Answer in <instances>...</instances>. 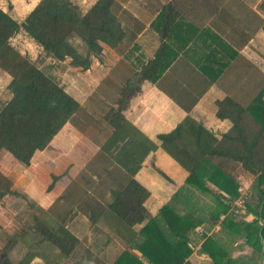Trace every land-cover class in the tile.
<instances>
[{"label": "trees", "instance_id": "obj_1", "mask_svg": "<svg viewBox=\"0 0 264 264\" xmlns=\"http://www.w3.org/2000/svg\"><path fill=\"white\" fill-rule=\"evenodd\" d=\"M113 4L114 0H97L83 12L71 0H39L21 20L15 17L10 3L5 10L0 7V70L11 78L7 86L10 98L0 104V165L5 164L6 155L29 167L36 152L49 149L66 123L78 125L75 119L82 112L78 101L16 50L11 40L22 33L52 60L85 72L92 57H101L103 45L115 48L125 39ZM263 18L261 0L255 10V32L264 30ZM72 39L78 40L83 49H77ZM156 63L157 58L142 68L144 79L156 81ZM255 86L249 105L241 107L230 98L218 102L217 117L233 124L221 139L189 116L171 132L157 137L161 150L188 177L154 216L145 206L149 192L134 177L158 146L113 106L104 116L110 130L98 142L99 152L92 162L100 168L94 171L100 180L98 186L92 181L90 189L87 182L88 188L77 200L69 186L61 196L71 202L63 215L54 216L37 207L26 193L12 189V181L0 170V205L12 195L24 200L34 213L32 229L8 236L0 227L6 239L0 263L31 264L38 259L43 264H66L70 260L93 264V250L81 252V240L71 223L77 214H84L89 228L108 232L95 249L94 255L100 259L96 264H188L192 254L189 232L201 226L211 230L216 225L221 226L220 231L203 234L200 248L210 259L209 264H258L264 240V82L261 87ZM246 114L252 117L255 128L244 121ZM79 130L83 131L81 127ZM222 163L240 166L251 177L245 195L238 191L242 188L240 181L223 170ZM155 170L165 177L158 168ZM207 183L217 190H210ZM239 198L252 215L250 222L233 211ZM221 239L227 241V247L243 239L252 253L233 259ZM108 247L113 255L109 263L102 255Z\"/></svg>", "mask_w": 264, "mask_h": 264}, {"label": "crops", "instance_id": "obj_2", "mask_svg": "<svg viewBox=\"0 0 264 264\" xmlns=\"http://www.w3.org/2000/svg\"><path fill=\"white\" fill-rule=\"evenodd\" d=\"M96 2L81 0L76 5L85 7L87 11ZM113 5L114 14L124 28L125 39L115 48L103 45L101 57L91 58L90 69L77 73L73 86L75 91L73 88H70L72 91L64 89L78 101L82 112L86 102L92 107L96 103L105 107L106 112H102L101 108L94 110L101 113L102 126L106 127L103 118L113 106L156 143L158 148L146 158L134 177L149 192L145 206L154 216L184 186L188 177V173L161 150L157 137L171 132L187 116L202 124L218 139L231 131V121L217 117V104L230 98L243 107L254 100L255 85L261 87L264 82V44L260 42L261 39L264 42L263 33L260 34L263 29L255 32V0H114ZM31 9L21 15L14 8L13 11L15 17L21 20ZM260 35L261 38H258ZM155 58L156 81L151 82L142 77L141 71ZM245 120L251 128H255L250 115H244ZM80 137H83V132L78 125L75 127L66 123L49 149L36 152L30 166L20 173L21 176L15 177L13 186H19L31 199L39 202L38 196L24 188L34 184L41 170L46 176L48 169L50 178L52 175L54 179L49 188L58 185L64 191L72 176L55 172L51 154L55 157L60 151L71 152L78 147L80 142L76 140ZM99 141L86 140L87 146H84L85 143L77 148V153L83 157L84 153H89L85 155H91L89 159L93 162L99 152ZM80 155L75 158L77 168L84 162ZM221 167L232 173L246 192L249 190L252 179L240 166L222 163ZM13 171L14 168L7 175L10 180ZM30 171H35L36 175L31 177ZM26 173L28 183L26 179L21 184L18 181ZM92 179L94 185L98 186L100 180L96 176H92ZM206 186L210 190H217L210 183ZM105 190L108 196L109 188ZM47 197L45 203H50L53 195ZM6 199L9 198H5L7 202ZM0 209H3L2 205ZM233 211L246 222L252 220V215L241 206L234 204ZM220 228V225H216L209 230L201 226L189 232L192 254L187 259L188 264L210 263V259L200 252L203 234L217 233ZM2 229L8 233L5 226ZM221 240L224 245L227 243ZM227 249L233 259L252 253V249L244 245L243 239L229 244ZM262 249L263 257L258 264H264V240ZM31 264H41V261L35 259Z\"/></svg>", "mask_w": 264, "mask_h": 264}, {"label": "rangeland", "instance_id": "obj_3", "mask_svg": "<svg viewBox=\"0 0 264 264\" xmlns=\"http://www.w3.org/2000/svg\"><path fill=\"white\" fill-rule=\"evenodd\" d=\"M39 0H0V7L4 10L6 9L7 3H10L14 9L18 11V13L21 15L31 9ZM261 0H255V6L260 3ZM73 3H80L81 0H72ZM85 6V5H82ZM82 8V9H81ZM81 11H85V7H81ZM260 33V32H258ZM263 33V34H262ZM22 34V33H21ZM262 36H264V30L261 32ZM261 38V35L260 37ZM72 42L77 47V49L82 50L83 47L80 44L78 40L72 39ZM261 44H264L262 39L260 40ZM12 46L18 50L23 56H25L32 64H34L38 69H40L43 73H45L47 76H50L54 79L56 83H58L60 86L62 85L63 88H73V92L75 91V82L77 73L79 71L74 70L72 68H69L67 66V63L65 62H57L52 60L46 53L43 52L42 48L38 47L31 39L26 37L25 35H18L15 36L11 40ZM11 78L8 74L0 70V104H3L10 98V93L7 89V86L10 82ZM72 91V89H70ZM89 93V91H87ZM87 96V95H84ZM90 96V95H89ZM89 100H92L91 97H89ZM83 112L79 113L76 117V122L78 123V127L82 128L83 137L77 139L79 145L77 148L81 147L83 144L86 143V140H103L106 137V134L108 133V128L101 125V113H96L97 110L101 108L102 112H106L105 107H102L96 103L95 106H91L88 103H84ZM96 112H94V110ZM104 109V110H103ZM104 119V118H103ZM100 124V125H99ZM99 125V126H98ZM106 126V125H105ZM71 132H68L70 134ZM99 133V134H98ZM87 146V143L86 145ZM74 148V147H73ZM77 148H74L71 152L67 153H60L54 155L51 154V157L53 159V168L55 169V172L60 171L59 175L64 173L66 177L72 176V179L70 180V183H68L64 189L67 190L69 186H71L70 193L73 195H76L75 199H81L82 193L85 191V189L88 188L87 182L90 185L91 189V183L93 181L92 176H94V171L98 172L97 169L100 170L99 165L93 164L92 159H89L91 155H85L89 153H84L81 156L77 153ZM84 160L80 164V167L75 166L76 162V156H79ZM89 159V160H88ZM94 159V158H93ZM3 160L5 164L0 165V170H2L6 175H9L10 171L14 168L13 173L10 175L12 183L15 182V177L21 176L22 172L25 171L26 167L19 165V163H15L14 161L10 160L6 157V155L3 156ZM7 161V163L5 162ZM94 161V160H93ZM95 162V161H94ZM70 163L72 164L69 168L68 165ZM79 163V162H78ZM6 167V168H5ZM16 167V170H15ZM52 170V168H51ZM37 171V169L35 170ZM35 171H30L31 177L36 175ZM43 170L40 171L36 176H38L37 180L34 182L32 186H29L27 188H24L26 191H29L35 196H38L37 199H39V202L34 200L35 205L39 208H42L44 210H49L50 213H52L54 216L63 215L64 211L69 207V204L71 203L69 200H62L61 196L65 193V190L63 191L58 185L53 186L52 188H49L50 185L53 182V176L51 175V178L48 174V169L46 170V176L42 174ZM54 172L52 171V174ZM63 174V176H64ZM30 176V175H29ZM27 179L28 183V173L26 175H23L22 179L19 180L21 184L24 180ZM19 186H13L12 189H18L21 192H23L22 188ZM92 192V191H91ZM46 194V196H43V194ZM53 199L50 203H45L44 199H47V196H52ZM29 197V196H28ZM47 197V198H46ZM9 199H6L7 202L2 205L3 209H0V227L5 226L7 229L8 236L16 235L17 232L21 230H29L32 229L34 226V213L33 210H31L30 205L28 206L24 200L16 199L15 196L9 195ZM36 214V213H35ZM38 215H40L39 212H37ZM72 223L73 230L76 232V234L79 236L81 240V248L82 251L84 249H90L93 250L92 255V263L96 264L95 262H99V258H97V255H94L95 249L97 246L102 245V239H105L106 235H108L107 230L104 228H97L93 230V227L89 228V221L86 216H83L82 214H77L76 217H74ZM0 231V250L4 247L6 244V239L2 238ZM5 241V242H4ZM245 245V244H244ZM106 252L102 253L104 256V259L110 262V259L113 258V255L111 253V249L106 248ZM82 255V254H81ZM231 256V255H230ZM102 258V257H101ZM7 260V259H4ZM76 260H70L69 262H66V264H74ZM106 263V262H105ZM41 264H43L41 262ZM103 264V263H102Z\"/></svg>", "mask_w": 264, "mask_h": 264}, {"label": "built area", "instance_id": "obj_4", "mask_svg": "<svg viewBox=\"0 0 264 264\" xmlns=\"http://www.w3.org/2000/svg\"><path fill=\"white\" fill-rule=\"evenodd\" d=\"M238 191L242 196L246 194V191L243 188H239ZM234 204L242 207V199L239 198Z\"/></svg>", "mask_w": 264, "mask_h": 264}]
</instances>
